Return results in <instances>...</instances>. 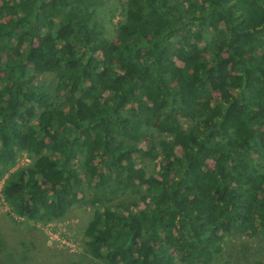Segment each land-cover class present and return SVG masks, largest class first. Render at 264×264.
<instances>
[{
    "label": "trees",
    "instance_id": "16d2710c",
    "mask_svg": "<svg viewBox=\"0 0 264 264\" xmlns=\"http://www.w3.org/2000/svg\"><path fill=\"white\" fill-rule=\"evenodd\" d=\"M103 1L0 0L12 211L50 222L90 194L85 245L104 264H210L224 233L264 237V0H124L112 33Z\"/></svg>",
    "mask_w": 264,
    "mask_h": 264
},
{
    "label": "rangeland",
    "instance_id": "374dc122",
    "mask_svg": "<svg viewBox=\"0 0 264 264\" xmlns=\"http://www.w3.org/2000/svg\"><path fill=\"white\" fill-rule=\"evenodd\" d=\"M124 0H104L97 6L100 17L104 20L109 32L122 18L125 10ZM212 31H203L205 41L211 38ZM205 42H201L203 47ZM180 63V62H179ZM43 82L54 87L50 75L42 76ZM185 126L190 121L182 117ZM144 146L149 149L150 138L145 137ZM182 154V149L177 148ZM33 157L27 152H21L12 170L28 166ZM80 162V161H77ZM143 164L149 172L158 173L161 158L144 159ZM5 179L0 180V264H104L94 258L85 245V230L95 211V206L88 200L76 203L64 217L50 222H34L17 216L1 194ZM86 188V183L84 185ZM116 201L130 203L132 210H139L145 203L136 196L118 191ZM221 252L215 254L210 264H249L256 258L264 260V237H249L246 234L224 233ZM177 264H186L177 258Z\"/></svg>",
    "mask_w": 264,
    "mask_h": 264
},
{
    "label": "built area",
    "instance_id": "2783aa9c",
    "mask_svg": "<svg viewBox=\"0 0 264 264\" xmlns=\"http://www.w3.org/2000/svg\"><path fill=\"white\" fill-rule=\"evenodd\" d=\"M3 188V187H2ZM1 194H2V196H3V199L5 200V198H4V194H3V191H1ZM5 202H6V200H5ZM7 203V202H6ZM8 204V203H7ZM9 205V204H8Z\"/></svg>",
    "mask_w": 264,
    "mask_h": 264
}]
</instances>
